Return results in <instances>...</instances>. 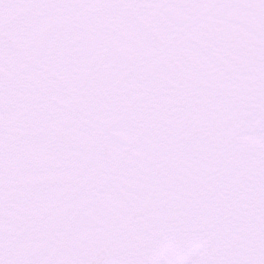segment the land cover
Instances as JSON below:
<instances>
[{
	"label": "snow or ice",
	"instance_id": "6c2138e0",
	"mask_svg": "<svg viewBox=\"0 0 264 264\" xmlns=\"http://www.w3.org/2000/svg\"><path fill=\"white\" fill-rule=\"evenodd\" d=\"M0 264H264V0H0Z\"/></svg>",
	"mask_w": 264,
	"mask_h": 264
}]
</instances>
